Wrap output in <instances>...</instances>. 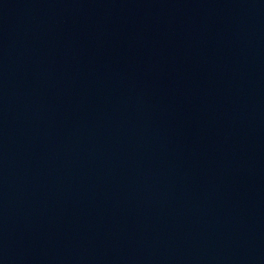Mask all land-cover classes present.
<instances>
[{"label":"water","instance_id":"1","mask_svg":"<svg viewBox=\"0 0 264 264\" xmlns=\"http://www.w3.org/2000/svg\"><path fill=\"white\" fill-rule=\"evenodd\" d=\"M0 264H132L61 0H0Z\"/></svg>","mask_w":264,"mask_h":264}]
</instances>
